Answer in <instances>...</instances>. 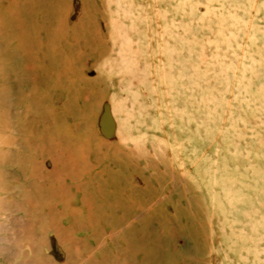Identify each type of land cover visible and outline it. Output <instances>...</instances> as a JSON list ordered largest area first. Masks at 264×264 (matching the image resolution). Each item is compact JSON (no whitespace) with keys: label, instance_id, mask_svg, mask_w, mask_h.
Here are the masks:
<instances>
[{"label":"rangeland","instance_id":"obj_1","mask_svg":"<svg viewBox=\"0 0 264 264\" xmlns=\"http://www.w3.org/2000/svg\"><path fill=\"white\" fill-rule=\"evenodd\" d=\"M0 264H264V0H0Z\"/></svg>","mask_w":264,"mask_h":264},{"label":"bare ground","instance_id":"obj_2","mask_svg":"<svg viewBox=\"0 0 264 264\" xmlns=\"http://www.w3.org/2000/svg\"><path fill=\"white\" fill-rule=\"evenodd\" d=\"M17 19V18H16Z\"/></svg>","mask_w":264,"mask_h":264}]
</instances>
